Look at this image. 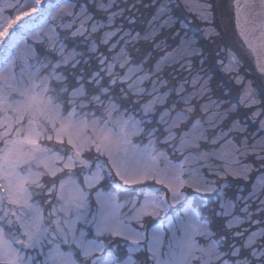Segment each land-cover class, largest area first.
<instances>
[{
  "label": "snow or ice",
  "instance_id": "snow-or-ice-1",
  "mask_svg": "<svg viewBox=\"0 0 264 264\" xmlns=\"http://www.w3.org/2000/svg\"><path fill=\"white\" fill-rule=\"evenodd\" d=\"M221 7L0 0V264H264V0Z\"/></svg>",
  "mask_w": 264,
  "mask_h": 264
},
{
  "label": "rangeland",
  "instance_id": "rangeland-1",
  "mask_svg": "<svg viewBox=\"0 0 264 264\" xmlns=\"http://www.w3.org/2000/svg\"><path fill=\"white\" fill-rule=\"evenodd\" d=\"M91 2H93V0H90ZM127 2V0H125ZM219 4H221V9L220 11H218V15L216 16L215 14V17H219L221 16V23H223L224 25V28L228 30V35H230L232 37V39L235 41V42H239L237 37L233 34V21H232V18L231 16L229 15V8H228V5L231 3V0H217ZM115 2L119 3L120 0H115ZM23 18V17H22ZM21 18V20H22ZM20 20V21H21ZM20 21H17L14 25H13V28L20 23ZM218 30V29H217ZM10 32L13 31V29H9ZM3 40H6L5 37L3 38ZM0 47H2V43H0ZM250 71L251 68H248ZM185 75H187L185 73Z\"/></svg>",
  "mask_w": 264,
  "mask_h": 264
},
{
  "label": "trees",
  "instance_id": "trees-1",
  "mask_svg": "<svg viewBox=\"0 0 264 264\" xmlns=\"http://www.w3.org/2000/svg\"><path fill=\"white\" fill-rule=\"evenodd\" d=\"M59 2V0H48V3L49 4H52V3H58ZM136 2L137 3H139L140 2V0H136ZM143 2L145 3V4H147L148 3V0H143ZM218 2V1H217ZM88 3H93V2H91L90 0H88ZM125 3H127L126 1H125ZM136 15L138 16V17H143L141 20H140V23L141 24H145V26H147L146 25V22L148 21V20H150L151 19V16L149 15V13L145 10V9H140V11L138 12V13H136ZM215 15V14H214ZM218 15V12L216 13V16ZM221 16H219V17H216V24L219 26L218 27V30H219V28H223L224 30H225V32L226 33H228V30L227 29H225L224 28V25H223V23H221V18H220ZM35 19H36V17H35V15H33L32 17H31V21H29V18L28 17H24V18H22V20H21V22L19 23V24H17L13 29H16L17 28V26H19V29L18 30H22L23 29V27H24V23L26 22V21H28V22H32V21H35ZM5 39L7 40V39H9L7 36L5 37ZM248 71H250L249 69H247ZM251 70H252V68H251ZM251 72V71H250Z\"/></svg>",
  "mask_w": 264,
  "mask_h": 264
}]
</instances>
